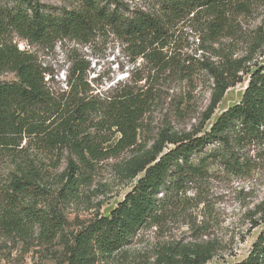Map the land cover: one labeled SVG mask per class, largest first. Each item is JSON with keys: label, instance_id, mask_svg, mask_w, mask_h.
<instances>
[{"label": "trees", "instance_id": "16d2710c", "mask_svg": "<svg viewBox=\"0 0 264 264\" xmlns=\"http://www.w3.org/2000/svg\"><path fill=\"white\" fill-rule=\"evenodd\" d=\"M244 1L248 0H157V11L146 13L124 0H77L73 9L55 12L36 0H0V72L8 71L16 79L0 82V230L20 238L37 231L45 242H54L66 225L63 209L77 197L84 174L107 156L90 132L115 128L123 134L115 152L132 147L149 102L147 95L128 86L109 96L100 91L88 94L82 64L67 75L65 90L52 89L57 75L29 51L7 42L9 37L49 46L106 31L128 47L134 61L142 58L152 69L165 71L176 24L206 13L213 20L210 37L217 39L238 11L249 10ZM207 70L214 80L213 112L227 90L242 83L238 73L244 69L227 64L225 69ZM247 74L240 101L221 113L207 132L169 138L166 143L172 148L164 151L162 142L126 162L123 173L136 180L135 185L108 216H97L66 245L67 264H95L128 245L160 208L159 195L201 174L209 159H230L234 147L264 139V62ZM211 146L214 149L206 152ZM64 152L69 154L66 167L54 179L51 173ZM235 264H264V229L247 258Z\"/></svg>", "mask_w": 264, "mask_h": 264}, {"label": "rangeland", "instance_id": "374dc122", "mask_svg": "<svg viewBox=\"0 0 264 264\" xmlns=\"http://www.w3.org/2000/svg\"><path fill=\"white\" fill-rule=\"evenodd\" d=\"M36 1L49 12L77 6V0ZM124 1L146 13L158 9L157 0ZM244 2L249 10L238 11L217 39L210 37L213 20L206 13L176 24L165 71L152 69L142 58L134 61L128 47L106 31L87 40L67 38L49 46L8 38L7 42L29 51L57 75L50 82L52 89L65 90L67 75L82 64L88 94L100 91L109 96L128 86L147 95L149 102L132 147L115 152L123 139L115 128L90 132L107 156L84 174L77 197L64 207L66 225L57 239L47 243L37 231L20 238L0 230V264H67L66 245L97 216H108L135 185L136 180L123 173L128 160L162 142L164 151L172 148L166 143L169 138L201 136L221 113L240 101L249 78L246 72L264 62V0ZM227 64L233 69L243 67L238 73L242 83L228 89L211 112L214 80L207 67L225 69ZM15 80L14 74L0 72V82ZM232 150L230 159H209L201 174L159 195L160 208L131 242L95 264H235L246 259L264 229V139L247 140ZM68 158L67 152L58 156V168L51 173L54 179L62 174Z\"/></svg>", "mask_w": 264, "mask_h": 264}, {"label": "water", "instance_id": "95a60500", "mask_svg": "<svg viewBox=\"0 0 264 264\" xmlns=\"http://www.w3.org/2000/svg\"><path fill=\"white\" fill-rule=\"evenodd\" d=\"M246 88V87H245ZM245 90V89H244Z\"/></svg>", "mask_w": 264, "mask_h": 264}]
</instances>
